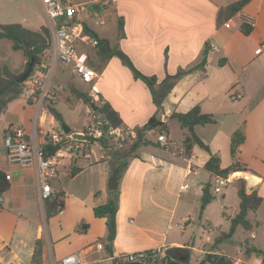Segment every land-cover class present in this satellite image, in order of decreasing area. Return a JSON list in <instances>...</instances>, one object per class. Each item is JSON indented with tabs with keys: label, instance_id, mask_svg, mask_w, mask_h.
<instances>
[{
	"label": "crops",
	"instance_id": "0c3cea01",
	"mask_svg": "<svg viewBox=\"0 0 264 264\" xmlns=\"http://www.w3.org/2000/svg\"><path fill=\"white\" fill-rule=\"evenodd\" d=\"M237 1L117 0L116 5L105 9V24L93 27V31L105 40L107 50L121 52L132 67L112 56L99 71L92 68L97 74L92 83L83 84L70 65L57 64L50 83L52 102L37 107L25 94L7 104L0 115V172L9 176V187L0 202V264H31L36 240L43 242L42 264H58L69 254L79 255L86 264L122 263L128 255L156 248L162 249L159 262L168 257L177 264H196L203 255L218 253L233 264H262L261 258L254 255L246 259L242 245L246 242L264 250V0H248L231 19L218 20V10ZM242 15L253 17L254 24H245ZM4 17L0 24H20ZM118 19L123 24L119 36ZM20 25L34 32L40 30ZM242 25L250 27L248 34L242 32ZM4 47L16 59L7 65L5 62L11 56L8 54L0 65L14 73L22 72L26 63L22 51L12 50L11 42ZM78 50L87 53L89 64H98L94 48L80 45ZM204 52L206 62L202 68H196ZM192 68L195 69L177 81L160 110L134 72L154 77L159 84L178 71ZM28 85L29 82L26 88ZM75 92L87 94L93 106L83 104ZM103 103L118 114L120 128L130 129L133 134L151 117L167 129L162 133L164 142L157 141L158 134L146 131L144 136L152 145L142 147L138 157L131 159L119 176L116 236L111 255L103 247L105 220L93 214V208L108 199V180L114 166L107 151L96 142L59 167L51 187L63 194V208L46 219L35 168L10 163L3 144L7 130L18 127L30 143L41 145L39 132L61 125L48 112V105L60 114L69 133H77L98 117L94 111ZM195 106L214 120L194 127V133L210 154L219 157L220 168L226 169L236 162L246 170L234 172L237 174L229 184L232 187L227 186L221 196L212 200L218 201L222 217L229 225L222 230L204 219L207 232L212 233L205 238L208 248H196L191 241L184 243L171 235L173 227L184 230L193 220L188 212L181 218L183 226L176 222L180 200L199 207L202 186L207 182L213 184L215 179L203 169L209 153L194 145L186 156L181 142L187 131L176 120L168 119ZM239 128L244 141L232 158L230 137ZM245 175L253 178L252 187ZM241 176L249 190L246 192L254 191L262 199L256 212L247 215L253 227L250 231L237 227L230 239L216 243L222 233L228 232L230 219L238 212L236 181ZM232 242L237 247L230 255ZM97 244L101 250L96 248Z\"/></svg>",
	"mask_w": 264,
	"mask_h": 264
},
{
	"label": "trees",
	"instance_id": "16d2710c",
	"mask_svg": "<svg viewBox=\"0 0 264 264\" xmlns=\"http://www.w3.org/2000/svg\"><path fill=\"white\" fill-rule=\"evenodd\" d=\"M247 1L248 0H239L219 9L217 12L218 20L227 21L231 19L242 9ZM122 26V21L118 19V36L122 33ZM241 30L244 34H248L250 27L242 25ZM84 34L88 37H94L97 40V45L94 48V51L99 62L95 66L89 64L88 62V65L91 68L99 71L112 56H117L123 63L129 67H132L127 58L121 52L107 50L105 40L100 39L94 33V31L89 29L86 24L84 25ZM1 39L10 41L12 43V50L22 51L23 55L26 57V63L24 65L23 71L20 73L12 72L4 64L0 65V115L8 103L26 94L27 80L23 83H18L17 79L27 70L28 63L31 60L33 61V72L35 66L40 62V56L42 52L50 47V34L46 28H41L39 31L34 32L22 27L20 24H0V40ZM205 62L206 54L204 52L202 60L200 64L196 66V68H202ZM194 69L195 68L187 71H178L174 76L166 77L159 84H156L154 77H145L135 70L134 72L136 78H139L147 86L150 91L154 106L157 110H160L163 100L177 83V81L182 76L190 73ZM75 95L83 102V104L87 106H93L92 99L87 94L75 92ZM47 110L58 122V124H63L62 117L53 107H51V105L47 106ZM94 114L97 115L104 123L102 126L103 135L96 142L99 143L103 151H107L111 158L112 165L114 167L120 168L119 176L124 172L129 161L138 157V153L142 147L152 145L151 141L144 136L146 131H153L158 135H162L163 132L165 133L167 131L163 123L157 121L155 117H151L143 128L136 129L134 131V136L130 138L127 144H121V146H118L105 135L109 129L121 127L122 122L118 114L110 107L108 103H103L102 105L98 106L94 111ZM168 119L176 120L180 126L187 131V134L181 142V147L186 156L190 155L191 149L194 145L209 153L210 157L203 169L212 177L226 178L231 173L246 171L236 162L232 163L226 169H221L219 166V157L217 155L210 154L209 148L204 145L195 135L194 127L204 126L214 122L212 116L202 114L198 106L193 107L188 112L183 114L174 113ZM243 141V131L241 128H239L235 130L230 137V154L232 158H235V155L238 152V147L243 143ZM56 148L57 146L48 143L42 148V150L45 156H49L55 152ZM245 184L246 182L242 178L237 179L236 193L239 199L238 212L230 219V227L228 232L222 233L216 239V243L230 239L237 227H240L244 231H250L253 227L248 221L247 215L249 213L256 212L262 199L254 191L247 193ZM8 187L9 184L5 178V175L0 172V195H2L8 189ZM211 188V182H207L202 186V194L199 200V214H201L205 207L214 199L211 194ZM62 196L63 194L61 192H55L51 187L50 196L44 200L46 219L56 215L63 208V201L61 200ZM118 203L119 190L117 187L114 190H108V199L104 204L95 206L93 208L94 216L96 218H103L105 220L106 232L103 240V247L110 255L112 253V244L116 236V214L118 211ZM42 244V240H36L34 242L31 264H42ZM242 249L243 255L246 259L254 255L260 257L262 264H264V250L262 251L255 247H250L246 242L242 245ZM144 255L145 256L143 258L137 259L133 262H113V264H177L171 261L168 257L162 258L159 262L158 258L153 260L151 257H149V252H145ZM196 264L233 263L224 255L213 253L203 255V257Z\"/></svg>",
	"mask_w": 264,
	"mask_h": 264
},
{
	"label": "built area",
	"instance_id": "2783aa9c",
	"mask_svg": "<svg viewBox=\"0 0 264 264\" xmlns=\"http://www.w3.org/2000/svg\"><path fill=\"white\" fill-rule=\"evenodd\" d=\"M43 16L47 22L50 34V47L40 56V62L31 73L26 95L34 105L42 107L46 102L54 100L50 89L51 77L57 64L70 65L73 73L83 84H90L97 77L96 72L88 65V55L79 51L80 45L95 48L97 40L84 34V25L93 31V27L105 24V9L116 5L117 0H37ZM242 21L252 26L254 18L242 15ZM229 26L228 22L225 24ZM239 98V97H238ZM103 121L95 117L81 132L64 133L58 129H46L39 132L43 142L41 145L30 143L26 139L24 130L10 127L3 139L6 158L10 163L21 167H34L36 170V184L39 189L40 199L44 201L51 194V182L58 177L59 167L65 162L75 159L78 154L102 137ZM113 143L121 146L127 144L134 134L130 129H109L105 133ZM158 142H164L163 135L157 136ZM57 146L52 155L45 156L42 148L46 144ZM235 173L226 178L215 177L211 194L213 197L221 196L224 189L232 182ZM242 177V176H241ZM9 180V176L5 177ZM244 180V179H243ZM184 186L183 188H185ZM252 187V186H250ZM2 197L0 195V202ZM96 248L101 250V245ZM162 254L161 248L149 251L153 260ZM145 255H128L124 260L133 262ZM58 264H86L77 254H69Z\"/></svg>",
	"mask_w": 264,
	"mask_h": 264
},
{
	"label": "rangeland",
	"instance_id": "374dc122",
	"mask_svg": "<svg viewBox=\"0 0 264 264\" xmlns=\"http://www.w3.org/2000/svg\"><path fill=\"white\" fill-rule=\"evenodd\" d=\"M5 16V17H4ZM6 18V21H16L20 24L29 27L30 29L46 28L47 22L43 16L39 5L34 0H0V20ZM22 19H24L22 21ZM4 43L0 44V63L7 58L8 54H11L10 59L5 62L7 65L11 61L16 59V55L11 53V51L5 46V44H10L9 41L4 40ZM2 61V63H3ZM29 80L26 81V85ZM231 188V185H228ZM183 198V197H182ZM236 198V197H235ZM237 200V199H235ZM190 212L193 216V220L190 225L184 230H179L173 227L171 235L176 237L181 242L191 241L196 248L203 247L208 248L209 246L205 244L206 236H212V233H208L206 230L205 218L209 219L211 224L216 228H221L222 230L228 229V220L222 217V210L219 207L218 201L215 199L210 202L205 208L201 218H199V207L193 206V204L185 203L183 199L180 200L176 209V222L183 226L181 218ZM228 254L233 255L237 244L232 242Z\"/></svg>",
	"mask_w": 264,
	"mask_h": 264
},
{
	"label": "water",
	"instance_id": "95a60500",
	"mask_svg": "<svg viewBox=\"0 0 264 264\" xmlns=\"http://www.w3.org/2000/svg\"><path fill=\"white\" fill-rule=\"evenodd\" d=\"M32 68H33V61L31 60L28 63L27 70L17 79V82L18 83H23L26 80H28V78L31 75ZM59 127H60V129L64 133H66V134L69 133V129H68V127L65 124H61ZM119 171H120V168H118V167H112V169H111V176H110V178L108 180V189L109 190H114V189L117 188L118 179H119ZM241 178L244 179L243 177H241ZM246 191H249V190L247 189Z\"/></svg>",
	"mask_w": 264,
	"mask_h": 264
},
{
	"label": "bare ground",
	"instance_id": "6f19581e",
	"mask_svg": "<svg viewBox=\"0 0 264 264\" xmlns=\"http://www.w3.org/2000/svg\"><path fill=\"white\" fill-rule=\"evenodd\" d=\"M237 173L234 174V176H236ZM245 179L248 180L249 182V186H252L253 185V178H251L250 176L248 175H245ZM256 182V181H255Z\"/></svg>",
	"mask_w": 264,
	"mask_h": 264
}]
</instances>
